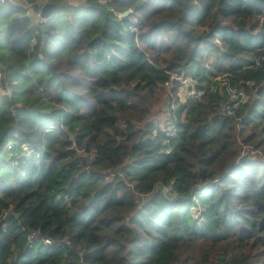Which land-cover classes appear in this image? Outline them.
<instances>
[{"label":"trees","instance_id":"obj_1","mask_svg":"<svg viewBox=\"0 0 264 264\" xmlns=\"http://www.w3.org/2000/svg\"><path fill=\"white\" fill-rule=\"evenodd\" d=\"M0 68V264H264V0H7Z\"/></svg>","mask_w":264,"mask_h":264},{"label":"built area","instance_id":"obj_2","mask_svg":"<svg viewBox=\"0 0 264 264\" xmlns=\"http://www.w3.org/2000/svg\"><path fill=\"white\" fill-rule=\"evenodd\" d=\"M7 0H0L1 2H5ZM38 16H40V13H37ZM6 77V71L2 70L0 68V97L7 94V90H10V88L8 86H6L4 84V79ZM175 82L178 85V90H177V94L178 96L180 95V99L181 100H186L189 97H195V96H199L201 93L199 90H197V88L195 87V83L196 81L193 79L192 76L184 74V73H180V72H172L170 78L165 82L166 86L168 87V91L171 93V95H173V88L175 86ZM223 84L226 85L227 87V98L234 100L235 104H239L241 101L240 99V94L239 92L241 90H246L244 88V86L242 87H234L232 85L229 84V82L227 80H223L222 81ZM221 92L223 93V90H221ZM247 92V90H246ZM247 97V96H246ZM246 97L243 98L246 99ZM242 100V101H243ZM166 108H163V111L166 112ZM166 121H169L167 123V127L169 128V130H173V121L169 120L168 118L165 119ZM40 236V234L37 231H32L29 236V243L32 244L34 242L35 239H37ZM44 242L46 243H52V239L49 237H44Z\"/></svg>","mask_w":264,"mask_h":264},{"label":"water","instance_id":"obj_3","mask_svg":"<svg viewBox=\"0 0 264 264\" xmlns=\"http://www.w3.org/2000/svg\"><path fill=\"white\" fill-rule=\"evenodd\" d=\"M56 6H57V3L53 2V1L42 2L41 6H40V16L42 18H47L48 16H50L53 13ZM127 13H125V14H127Z\"/></svg>","mask_w":264,"mask_h":264},{"label":"rangeland","instance_id":"obj_4","mask_svg":"<svg viewBox=\"0 0 264 264\" xmlns=\"http://www.w3.org/2000/svg\"><path fill=\"white\" fill-rule=\"evenodd\" d=\"M73 1H77V0H73ZM30 12H31V14H33L34 11H33L32 8H30ZM7 91H9V90H7ZM239 94H240V99H241L240 101H242L243 98L247 96V92H246V90H241V91L239 92ZM155 116H157L158 119H163V120H165V119H166V112H164V111L161 109L160 111L155 112ZM167 129L169 130L168 127H167ZM244 148L246 149V146H244ZM248 149L251 150L252 154H255V153H253V152H258L257 150L253 149L250 145L247 146V149H246V150H248ZM194 213H196V212H194Z\"/></svg>","mask_w":264,"mask_h":264},{"label":"clouds","instance_id":"obj_5","mask_svg":"<svg viewBox=\"0 0 264 264\" xmlns=\"http://www.w3.org/2000/svg\"><path fill=\"white\" fill-rule=\"evenodd\" d=\"M39 13H40V8H39V11H38ZM128 11H125V12H123V15H126L125 13H127ZM41 17V16H40ZM42 18V17H41ZM44 19V18H43ZM163 110V109H162Z\"/></svg>","mask_w":264,"mask_h":264}]
</instances>
